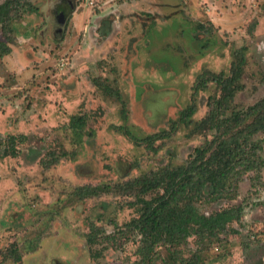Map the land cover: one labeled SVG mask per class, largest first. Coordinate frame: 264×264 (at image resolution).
<instances>
[{
  "label": "rangeland",
  "instance_id": "obj_1",
  "mask_svg": "<svg viewBox=\"0 0 264 264\" xmlns=\"http://www.w3.org/2000/svg\"><path fill=\"white\" fill-rule=\"evenodd\" d=\"M5 1L0 135L26 138L0 158V264H139L129 225L142 197L130 182L185 165L211 139L202 119L220 89L196 92L202 75L228 77L242 56L228 114L264 98V0ZM153 135L152 148L136 144ZM249 142L255 169L197 205L206 216L240 207L239 220L217 242L157 246L143 264H264V134Z\"/></svg>",
  "mask_w": 264,
  "mask_h": 264
},
{
  "label": "trees",
  "instance_id": "obj_2",
  "mask_svg": "<svg viewBox=\"0 0 264 264\" xmlns=\"http://www.w3.org/2000/svg\"><path fill=\"white\" fill-rule=\"evenodd\" d=\"M26 3L24 0L25 6ZM8 7V1L0 5V27L10 12ZM34 10L29 8L28 13ZM9 43H12L9 39L0 42V58L10 54L11 50L7 46ZM242 65L241 56L237 63H232L228 77L222 73L210 77L204 74L195 82L196 92L205 90L210 82L217 84L220 89V97L209 103L210 109L202 119L212 133L211 139L195 148L185 165L165 166L130 182L129 188H137V196L142 197L138 201L139 216L129 225L131 231L139 236V264L150 261L152 255L156 254L157 246H167L175 254L176 249L171 248L181 246L192 236L217 242L227 226L239 220L242 210L240 207L227 208L206 216L198 211L197 205L204 198L213 202L226 197L228 182L240 167L245 171L255 169L245 149L252 145L249 152L253 154L255 149L249 142L250 139L257 133L264 134V98L243 114H228L238 90L237 82L241 77ZM194 113L193 107L185 110L181 114V121L190 123L189 118ZM249 118H252L250 123ZM70 124L73 129H79L83 126L84 119L72 117ZM158 137L159 135H153L142 141H135L137 145L144 143L146 147L152 148V142ZM160 137L168 138L169 132L161 133ZM25 138L23 135H0V158L16 157L19 154L17 145L23 143ZM62 156L66 155L62 153ZM52 162L57 164L58 159H53ZM152 192L157 193L155 197L146 200L144 196Z\"/></svg>",
  "mask_w": 264,
  "mask_h": 264
}]
</instances>
